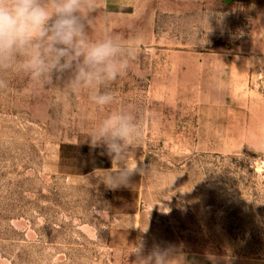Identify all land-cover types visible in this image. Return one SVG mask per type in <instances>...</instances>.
Here are the masks:
<instances>
[{"label":"rangeland","instance_id":"374dc122","mask_svg":"<svg viewBox=\"0 0 264 264\" xmlns=\"http://www.w3.org/2000/svg\"><path fill=\"white\" fill-rule=\"evenodd\" d=\"M262 1L95 0L89 37L130 61L107 106L70 72L0 70V264L264 263ZM115 110L143 173L112 190L89 134Z\"/></svg>","mask_w":264,"mask_h":264},{"label":"clouds","instance_id":"9594fccd","mask_svg":"<svg viewBox=\"0 0 264 264\" xmlns=\"http://www.w3.org/2000/svg\"><path fill=\"white\" fill-rule=\"evenodd\" d=\"M85 9L94 14L95 0H0V70L14 69L34 83L70 72L74 89H94L90 99L96 105L113 103L114 96L101 86L115 81L130 61L117 36L89 37ZM137 133L134 117L115 110L89 134L90 145L111 160L101 181L108 189L128 187L133 176L143 173L141 162L127 159Z\"/></svg>","mask_w":264,"mask_h":264},{"label":"crops","instance_id":"0c3cea01","mask_svg":"<svg viewBox=\"0 0 264 264\" xmlns=\"http://www.w3.org/2000/svg\"><path fill=\"white\" fill-rule=\"evenodd\" d=\"M111 3H138V0H110ZM255 23L257 29L260 32L261 37L264 40V1L260 2L255 6L254 13ZM243 264H246L245 262ZM255 264H264V263H255Z\"/></svg>","mask_w":264,"mask_h":264}]
</instances>
